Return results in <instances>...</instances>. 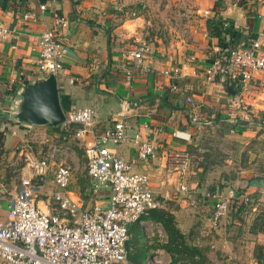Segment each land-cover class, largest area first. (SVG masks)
<instances>
[{"label": "crops", "instance_id": "1", "mask_svg": "<svg viewBox=\"0 0 264 264\" xmlns=\"http://www.w3.org/2000/svg\"><path fill=\"white\" fill-rule=\"evenodd\" d=\"M23 12L32 13L33 19L22 20ZM55 15L66 19L59 28L66 53L56 76L64 112L87 106L94 110L92 132L68 142V164L76 154L82 152L83 157L87 142L122 120L128 140L117 148L107 146L147 175L148 187L161 201L158 209L172 217L182 238L189 239L201 227L198 224L208 227L211 206L200 197L203 190L230 191L235 198L247 195L250 202L264 204L263 177L254 179L248 170L226 177L230 164L205 159L219 150L235 162V151L264 133V68L247 83L221 79L208 83L202 74L208 47L216 42L204 28L205 19L213 15L240 36L258 40L264 53V0H0V22L10 30L9 38L0 43V219L17 190L19 175L28 171L21 155L45 150L46 140L58 131V126L26 125L11 117L21 89L42 78L36 71L37 45ZM137 44L146 45L138 66L123 56ZM185 98L194 105L192 111ZM121 99L131 104L124 117L119 114ZM191 113L197 123L188 119ZM135 133L153 143V157L137 158L131 141ZM219 139L227 146L216 144ZM169 150L185 151L188 157L190 193L185 196L173 192L176 175L167 171L165 163ZM51 190L49 179L36 197L43 211L51 210L45 204ZM68 191L80 195L72 177ZM107 193L96 194L93 202L105 207ZM193 196L197 200L189 205ZM134 224L140 236L133 234L143 238L139 223ZM131 231L133 224L128 237ZM193 256L198 260V255Z\"/></svg>", "mask_w": 264, "mask_h": 264}, {"label": "built area", "instance_id": "2", "mask_svg": "<svg viewBox=\"0 0 264 264\" xmlns=\"http://www.w3.org/2000/svg\"><path fill=\"white\" fill-rule=\"evenodd\" d=\"M43 8V5L39 6V10ZM20 18L33 19V14L23 12ZM65 24L63 16L55 15L52 26L41 33L36 71L42 78L48 74L56 77L62 70L66 44L59 28ZM9 34L8 27L0 22V43L5 42ZM259 48L258 40L247 35H241L233 44H221L216 40L207 50L208 62L202 70L205 81L212 83L221 79L247 83L253 73L264 68V53ZM145 49V44H137L123 56L138 66ZM185 103L192 111L194 105L190 98H185ZM130 105L121 99L119 114L122 117L128 113ZM261 109L264 111V102ZM93 117L91 106L64 112L58 131L46 140L41 157L31 154L23 157V165L28 171L19 175L17 190L8 201L5 217L0 219L1 264H123L130 250L126 242L133 223H139L147 246L144 264H173L175 256L165 249L168 236L161 223L144 220L150 210L161 205L160 199L148 187L147 175L135 171L132 161H124L107 146L111 144L117 148L128 140L122 120L83 148L86 177L92 180L89 194L95 196L107 191V205L102 207L93 202L86 206L80 195L68 191L75 170L66 162L70 152L68 142L74 138L83 139L92 132ZM188 119L193 123L198 121L192 113ZM131 141L139 160L154 156L155 149L150 140L135 133ZM165 157L167 171L176 175L173 192L189 194L190 163L186 152L169 150ZM49 179L53 190L45 204L51 210L43 211L38 208L36 197L43 192ZM200 197L210 202L211 211L206 221L210 229L217 228L226 217L233 199L242 205L250 202L247 195L235 198L230 191L222 194L203 190ZM196 200L194 196L190 198L189 205ZM192 259L196 260L197 256ZM175 264L195 263L180 258Z\"/></svg>", "mask_w": 264, "mask_h": 264}, {"label": "rangeland", "instance_id": "3", "mask_svg": "<svg viewBox=\"0 0 264 264\" xmlns=\"http://www.w3.org/2000/svg\"><path fill=\"white\" fill-rule=\"evenodd\" d=\"M260 134L258 140H249L246 145L240 147L242 149H237L239 152L235 151L236 163L221 156L219 150H216L217 154L215 155L210 153L205 159L216 162L217 165L230 164L231 169L229 173H225L226 177H235L241 170H248L254 179H262V177L264 178V133ZM226 142L219 139L216 144L227 146ZM22 149L24 151V146ZM43 151L44 148H40L34 156L41 157ZM81 153L73 156V160L69 164L76 167L74 175H72V185L77 188L85 205L88 206L96 198L89 194L92 180L86 177V164ZM20 158L21 164H24L23 155ZM224 159L230 162H224ZM229 206L226 217L221 220L217 228L210 229L198 224L201 227L198 228V231L194 229L189 239L182 238L183 245L197 251L201 264H254L257 261L264 264L263 205L255 203V200L248 201L237 213L232 210V204ZM199 229L202 233L199 232ZM133 232L140 236L137 225L134 223L131 237L129 236L127 240L132 247V254L129 257L132 258L135 252L143 251L145 258L141 264H144L148 255L145 242L142 237L135 236ZM129 251L131 252V250ZM130 258L125 264L129 263Z\"/></svg>", "mask_w": 264, "mask_h": 264}, {"label": "water", "instance_id": "4", "mask_svg": "<svg viewBox=\"0 0 264 264\" xmlns=\"http://www.w3.org/2000/svg\"><path fill=\"white\" fill-rule=\"evenodd\" d=\"M58 88L57 78L53 74L25 85L12 109V119L26 125L59 126L64 108Z\"/></svg>", "mask_w": 264, "mask_h": 264}, {"label": "trees", "instance_id": "5", "mask_svg": "<svg viewBox=\"0 0 264 264\" xmlns=\"http://www.w3.org/2000/svg\"><path fill=\"white\" fill-rule=\"evenodd\" d=\"M205 32L209 35L210 38H214L218 43L233 44L239 37L240 33L233 30L227 24H225L218 15H213L210 18H206L204 21ZM51 129H56V127H50ZM232 204L233 211L237 213L242 209L241 203H235L233 199L229 205ZM228 205V206H229ZM230 207V206H229ZM155 221H158L164 227L165 232L168 235V244L165 246L167 251H170L175 257L173 259V264L176 263L177 259L185 258L194 262L195 264H201L198 260H193V255H197V251L194 248H188L182 243V236L179 233L178 229L174 226L172 222V217L164 212L161 209H152L148 212L147 216ZM128 247V242H126ZM132 254V251L127 254L126 262L128 261L129 256ZM145 254L143 251L135 252L132 258H130L128 264H141ZM125 262V263H126ZM255 264H262L261 261L255 262Z\"/></svg>", "mask_w": 264, "mask_h": 264}]
</instances>
